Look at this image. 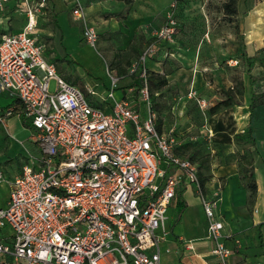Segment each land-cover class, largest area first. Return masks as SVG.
I'll use <instances>...</instances> for the list:
<instances>
[{
    "label": "built area",
    "instance_id": "2783aa9c",
    "mask_svg": "<svg viewBox=\"0 0 264 264\" xmlns=\"http://www.w3.org/2000/svg\"><path fill=\"white\" fill-rule=\"evenodd\" d=\"M11 1L0 0V14ZM15 1L27 22L0 37V94L22 104L37 132L38 152L10 180L7 205L0 208V229L12 231L0 241V264H162L169 210L183 181L200 195L211 255L218 264H235V248L216 212L218 197L203 193L198 163L176 150L180 139L158 129L145 63L161 52L170 55L160 47L172 48L177 40L175 3L130 66L129 75L139 74L143 85L138 99H117L120 78L111 76L106 110L89 103L46 58L37 21L45 0L39 7ZM72 2L84 42L96 48L99 35L83 0ZM14 114L7 108L0 122ZM5 180L0 168V184Z\"/></svg>",
    "mask_w": 264,
    "mask_h": 264
},
{
    "label": "rangeland",
    "instance_id": "374dc122",
    "mask_svg": "<svg viewBox=\"0 0 264 264\" xmlns=\"http://www.w3.org/2000/svg\"><path fill=\"white\" fill-rule=\"evenodd\" d=\"M42 1L34 0L31 4L39 7ZM145 1L127 0V7L120 12H118L120 7H116L117 11L113 13L106 12L105 16L107 18L113 16L114 20L102 28H97L99 41L96 48L81 45L84 48L78 57L79 60L65 56L61 46L46 50V58L56 64L59 75L79 87L89 103L97 104L94 103L97 96L87 91V84L93 86L97 83L104 86L103 82L108 75L107 64L110 70H116L115 76L119 75L122 78L129 76L131 64L140 59L141 53L149 44V26L164 23L173 3H175L173 12L178 22H181V29H178L177 33L178 40L175 42L176 49H173L166 58L159 55L153 58L156 60L160 57L158 61L149 59L145 63L148 72L166 75L168 79L165 87L152 92L155 97L152 99L154 111L163 132L183 137L178 132L186 130L188 124L205 118L210 102H215L217 98H226L225 91L234 86L240 76L246 78L248 83L249 77H254L256 90L264 91V39L263 43L256 45L255 42L253 46L247 36L241 34L239 19L231 18L224 13L223 5L229 0H161L160 7H164V13L153 20H142L146 19L145 12L148 11L143 6ZM259 1L262 18L259 25L263 26L259 28V32H263L264 35V0ZM44 3V7L50 6L48 0ZM44 7L40 12H43ZM25 20L24 14L20 18L13 16L12 28H22ZM50 22V25L55 27L52 13ZM40 28L47 30L48 23H43L39 19ZM41 37L48 39L42 32ZM197 74L208 83L194 84ZM127 79L120 83H126ZM131 85L132 80L128 79L127 86ZM208 85L213 87L212 93L207 89ZM54 87L55 81H52L51 89L54 90ZM186 98L189 102L184 116L179 115L178 108L173 113L174 106L182 100H187ZM254 115L252 128L257 132V135L255 133L257 142V137L261 138L264 132V109L258 108ZM26 119L30 122L28 118ZM6 121L7 131L0 123V168L7 177H10L11 173L12 175L16 173L27 160L28 154L35 155L38 152L30 140L36 137L37 132L25 127L21 114H14ZM186 145L190 146L180 148L182 155L195 162L210 161L209 149L205 142L199 143L198 146L190 143ZM8 190L5 184L0 185V206L5 204Z\"/></svg>",
    "mask_w": 264,
    "mask_h": 264
},
{
    "label": "crops",
    "instance_id": "0c3cea01",
    "mask_svg": "<svg viewBox=\"0 0 264 264\" xmlns=\"http://www.w3.org/2000/svg\"><path fill=\"white\" fill-rule=\"evenodd\" d=\"M33 1L31 0V3ZM83 2L86 8V15L96 29L102 28L108 22L114 20L115 17L113 16L107 18L105 16L107 15L106 12L113 13L117 11L116 7H120L118 10L120 12L121 9L127 7V0H83ZM48 3H50V6H45L43 12L37 15L39 36L41 37V32L48 36L47 40L45 37H41L46 43L47 49L53 47L57 49L61 46L65 56L79 60L78 57L81 56L84 48L81 45H89L83 40L81 22L73 18L72 0H48ZM143 4L148 11L145 12L147 14L146 19L143 18L142 20H153V18L160 17L164 13V7H160L161 0H146ZM18 6L19 4L15 0H12L6 6L4 12L0 14V37L3 34L20 30L26 24L27 18L22 28H12V17L20 18L23 15L19 11ZM260 7L259 0H237L238 14L236 17L239 19L241 34L246 35L253 46L255 42H257L256 45L263 43L264 39L263 32H259V28H263V26L259 25V20L262 19L260 18ZM50 13L54 16L55 27L52 25L53 28L50 25ZM39 19L43 23H48L47 30L43 28L39 29ZM162 25L163 23H154L149 26V43L152 40L153 30ZM180 29L181 22H179ZM160 48L163 51L169 50L170 54L173 49H176L175 45L172 48L167 45H163ZM163 54L164 52H161L160 56ZM154 59L152 60L158 61ZM106 67L108 75L103 82L104 86L97 83L93 84V86H89V84L86 86L88 92L89 89H93L96 93L95 96L97 97L94 103L97 104L95 105L106 110L111 109L110 101L106 100L111 88V76L120 78L118 87L115 90V97L117 99H138L139 93L138 86L134 80L135 76H127L128 79L132 80V85L127 86V77L115 76L116 70H110L108 64ZM125 79H127L126 83L121 84ZM244 82L245 95L243 103L224 108L213 116H209L206 112L207 116L205 118L203 117L199 121L188 124L186 130L178 132L183 137L176 134L181 142L176 147V150H180L181 147L189 143L194 144V146H198L199 143L203 144V142L207 144L210 161L209 169L206 170L205 175L209 178L205 183H201V186L203 193L207 197H218L219 201L216 212L225 223V234L230 236V239H227V244L235 248V254L231 257L230 261L235 264H264V132L261 138L258 139L257 137V142L254 146L247 145V147H250L254 151V171L258 185L256 202L252 207L248 203V189L242 182L238 172L239 153L243 151L242 148L245 146H238L236 144L235 135L249 129L254 130L253 135L255 138V133L257 135L255 129L252 128L254 126L255 115L251 117L249 111L251 86L246 78H244ZM203 83L207 84L208 82H205L203 77L197 74L194 84L201 85ZM211 88H213L211 85L207 86L210 93H212ZM225 99L222 97L215 99V102L211 101L209 109ZM187 102H189V99L179 102L174 106L173 113L178 108L179 115L184 116ZM9 107H14L15 110L16 107L19 108L20 113L15 111V114L23 113L20 101L7 94H0V115ZM27 122L31 124L28 120ZM1 124L6 130L8 124ZM30 129L34 130V128ZM9 138L11 137L9 136ZM35 138L32 137L30 140L36 147ZM26 158L27 160L22 166L27 163L29 157L26 156ZM22 166L13 175L11 173L10 177L6 176V180L0 185L5 184L10 190L9 182L19 174ZM202 171L204 172V170ZM9 190L6 195L5 204L0 206V208L7 205L10 194ZM216 193L218 196L215 195ZM179 195H182L181 202L178 199ZM169 213V232L162 243V264H218V259L211 255L213 242L205 238L207 234V220L200 195L193 184L188 183V181L178 184L176 198L172 202ZM11 233L12 231L9 228H4L0 231V241L8 238ZM236 240L240 241V245H236ZM190 243H192L193 249L187 247Z\"/></svg>",
    "mask_w": 264,
    "mask_h": 264
},
{
    "label": "trees",
    "instance_id": "16d2710c",
    "mask_svg": "<svg viewBox=\"0 0 264 264\" xmlns=\"http://www.w3.org/2000/svg\"><path fill=\"white\" fill-rule=\"evenodd\" d=\"M223 9H224V13L227 16L231 18L236 17L238 14L237 0H229L225 2L223 5ZM134 80H135V84L138 86V93H139V89L142 88L143 86L139 78V74L135 75ZM148 81H149L151 93L154 90L160 91L163 87H165L168 84V79L166 75H161L154 72H148ZM249 82L251 86V103L249 106V111H250V116L252 117L254 115V112L258 108L262 107L264 109V91L258 92L256 90L255 87L256 79L254 77L250 76ZM244 95H245V82L243 77L240 76L237 78L235 85L225 91L226 99L220 102L218 105L210 108L207 111V114L209 116H213L224 108H229L233 105H241L244 101ZM152 99H155L153 93H152ZM15 111L20 113L18 107H16ZM21 115L25 126L29 128H33L32 125L25 120L26 118L25 115L23 113ZM158 129L159 131H162L160 125H158ZM235 142L238 146L240 145L245 146L242 148L243 151L239 153L238 172L242 182L246 185L248 189L249 192L248 203L252 207L256 202L258 185L254 171V151H252L250 147H247V145L250 144L254 146L256 144V138L253 135V131L249 129V130H245L242 133L236 134ZM188 146L190 145L185 144L183 147L187 148ZM178 152L179 154H181L180 150H178ZM197 163L199 168V176L201 177L202 180L201 183H205V181L208 180L209 178L208 176L205 175L206 170L209 169V164H208L209 161L206 160ZM202 170H204V172ZM178 199L179 202H181L182 195H179Z\"/></svg>",
    "mask_w": 264,
    "mask_h": 264
}]
</instances>
